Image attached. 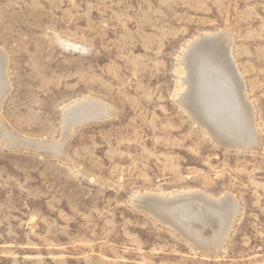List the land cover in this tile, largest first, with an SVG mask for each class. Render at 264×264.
Instances as JSON below:
<instances>
[{
    "label": "rangeland",
    "instance_id": "1",
    "mask_svg": "<svg viewBox=\"0 0 264 264\" xmlns=\"http://www.w3.org/2000/svg\"><path fill=\"white\" fill-rule=\"evenodd\" d=\"M223 32L254 150L218 141L179 103L185 53ZM0 50V123L63 141L53 157L0 133V264H264V0H0ZM89 98L112 114L65 135V110ZM195 193L238 203L218 251L150 207Z\"/></svg>",
    "mask_w": 264,
    "mask_h": 264
},
{
    "label": "bare ground",
    "instance_id": "2",
    "mask_svg": "<svg viewBox=\"0 0 264 264\" xmlns=\"http://www.w3.org/2000/svg\"><path fill=\"white\" fill-rule=\"evenodd\" d=\"M231 43L225 33L218 36L207 34L185 53L181 61L185 68V75L181 80L184 92L179 103L218 141L224 138L229 147L254 150L260 143L254 124L255 109L247 98L243 77L231 56ZM219 48L222 49V55L219 54ZM6 70L7 59L0 50V108L4 97L10 91ZM112 112L109 105L95 99L76 102L65 110V135L77 124L110 117ZM0 129L1 137L10 147L30 146L38 148L48 156H62L63 141L51 143L24 139L9 129L5 121L0 123ZM177 195L160 198L154 195L151 201L150 198L147 201L157 211L156 216L168 219L171 218L168 213H175L179 218L175 220L185 230L193 229L202 245L208 247L207 244L211 243L215 251L220 250L238 213V203L229 196L215 200L205 194L195 193L194 197ZM189 199L193 202L186 201ZM210 203L224 204L217 208ZM171 208L174 210L169 211ZM219 215L223 217L221 223L217 220ZM208 230L211 238L205 236Z\"/></svg>",
    "mask_w": 264,
    "mask_h": 264
},
{
    "label": "water",
    "instance_id": "3",
    "mask_svg": "<svg viewBox=\"0 0 264 264\" xmlns=\"http://www.w3.org/2000/svg\"><path fill=\"white\" fill-rule=\"evenodd\" d=\"M197 198V197H196ZM186 201H190V203L191 202H193V200H191V199H189V200H186ZM210 204H212L213 206H215V207H217V208H220L221 207V205H223V204H217V203H210ZM182 229L185 231V228H183V226H182ZM196 243H197V245H200V247L202 246H204V245H202L201 243H199L197 240H195V238L191 235V234H189V232L187 233Z\"/></svg>",
    "mask_w": 264,
    "mask_h": 264
}]
</instances>
